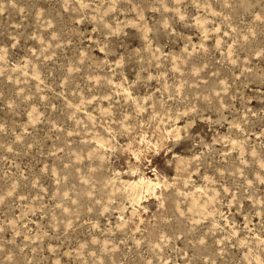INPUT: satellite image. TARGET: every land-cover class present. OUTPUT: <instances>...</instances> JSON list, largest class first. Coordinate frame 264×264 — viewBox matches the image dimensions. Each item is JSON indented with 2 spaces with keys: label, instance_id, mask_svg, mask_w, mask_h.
Masks as SVG:
<instances>
[{
  "label": "rangeland",
  "instance_id": "374dc122",
  "mask_svg": "<svg viewBox=\"0 0 264 264\" xmlns=\"http://www.w3.org/2000/svg\"><path fill=\"white\" fill-rule=\"evenodd\" d=\"M0 264H264V0H0Z\"/></svg>",
  "mask_w": 264,
  "mask_h": 264
}]
</instances>
